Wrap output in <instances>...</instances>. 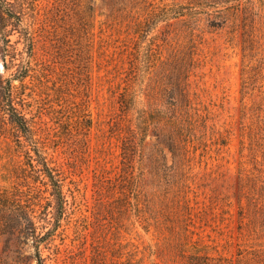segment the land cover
Listing matches in <instances>:
<instances>
[{
  "label": "rangeland",
  "instance_id": "374dc122",
  "mask_svg": "<svg viewBox=\"0 0 264 264\" xmlns=\"http://www.w3.org/2000/svg\"><path fill=\"white\" fill-rule=\"evenodd\" d=\"M83 4L26 2L21 22L8 21L0 5V187L21 183L26 203L31 184L39 231L57 223L41 245L40 263L25 219L11 213L7 226L0 220V264H264V17L255 23L246 57L241 20L233 32L225 26L199 33L192 68L188 37L156 40L158 61L139 83L181 81L201 112L211 111L208 124L230 142L220 150L192 149L178 163L165 147L159 168L150 128L128 171L121 155L126 121L122 132L117 126L118 84L124 85L135 46L130 23L140 7L92 0V35L82 27ZM21 71L28 73L23 81ZM10 103L26 113L63 171L69 204L59 220L42 183L30 177V146L17 144ZM159 171L169 173L172 191L180 179L187 184L190 208L179 206L173 192L160 198Z\"/></svg>",
  "mask_w": 264,
  "mask_h": 264
},
{
  "label": "trees",
  "instance_id": "16d2710c",
  "mask_svg": "<svg viewBox=\"0 0 264 264\" xmlns=\"http://www.w3.org/2000/svg\"><path fill=\"white\" fill-rule=\"evenodd\" d=\"M91 1L84 0L85 14L83 18L81 17V23L85 32L93 35L94 17ZM130 1L134 6L140 7V11H138L139 16H136L133 23H130L129 34H133V36L129 38L135 41V46L130 52L124 85L118 84L120 113H118L117 126L121 132L123 127L120 123L123 120L126 121V134L121 137L124 168L129 171L128 168L134 162L137 152L138 139L144 142L150 128L158 138L153 161L159 168L164 165L160 162L159 156L165 158L163 154L165 147L171 151L174 163H178L192 149L196 152L201 147L206 151L209 145H217L220 150L227 146L230 142L229 136L224 131L217 129L214 123L208 124L212 118L211 111L205 108L208 111L201 112L202 109L193 102L191 94L181 81L173 83L166 81L163 84L147 83L145 85L139 83V80L143 74L147 75L148 67L158 61L154 60L153 45L161 35L167 39L175 33L189 38V65L192 68L196 63V53L193 47L199 33H202L205 28L214 30L225 26L231 28L233 32L241 20L243 23V51L246 57L247 50L253 49L255 23L264 17V2L262 0H172L170 3L165 0ZM258 1H261L262 4H258ZM26 2L34 3V0H0V5L6 8L5 14L8 21L16 18L21 22ZM175 25L179 28L175 29ZM27 37L33 42V36L27 35ZM145 38L147 41L143 43ZM158 59H160L159 56ZM27 74L26 71H21L17 76L23 81ZM149 78L151 77L149 76ZM9 86H11L10 83ZM9 99H12V95H9ZM8 106L17 125L18 133H20L16 139L17 144L21 147L30 146V150H26L31 166L30 177L34 182L42 183L49 195L47 196L48 203L54 209L55 218L59 220L66 213L69 204V198L64 189L63 171L55 164L53 165L52 159L46 153L47 145L35 136L34 125L26 113L19 110L14 104L10 103ZM86 121V126L91 127L93 119L89 118ZM225 132L227 133V131ZM88 133L86 132V134ZM159 144H163V146L159 147ZM31 151H34V154ZM262 171L263 169H260L261 173ZM158 175H161L160 181L156 185L157 190L161 189L162 191L160 198L163 196L165 198L167 194L173 192L179 206L185 207L186 210L187 207L190 208V199L187 197V191L185 193L187 184L180 179L177 182L179 188L172 191L169 189L170 181L167 179L169 173L162 172L160 174L159 171ZM123 176H126L125 173ZM261 176L260 174L259 178ZM29 185L30 193L26 203L22 201L21 183H17L12 188L0 187V220L7 226L11 213L15 215L16 220L19 217L25 219V229L33 236L37 260L42 263L41 245L57 223L54 228L48 229L44 234L39 231L37 197L34 188L31 184Z\"/></svg>",
  "mask_w": 264,
  "mask_h": 264
}]
</instances>
